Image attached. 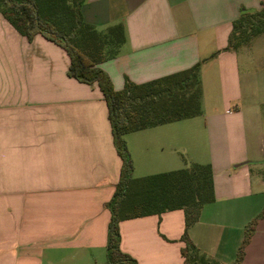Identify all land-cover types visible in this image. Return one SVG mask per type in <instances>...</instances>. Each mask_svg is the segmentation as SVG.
<instances>
[{
  "label": "crops",
  "instance_id": "1",
  "mask_svg": "<svg viewBox=\"0 0 264 264\" xmlns=\"http://www.w3.org/2000/svg\"><path fill=\"white\" fill-rule=\"evenodd\" d=\"M264 0H84L98 30L120 24L99 64L114 89L199 64L201 113L123 135L132 175L209 164L214 200L185 226L182 208L119 222L137 264H182L181 237L213 263L264 264V34L226 49L241 10ZM63 48L27 40L0 14V264H109L107 203L121 161L96 82L67 75ZM197 119V120H195Z\"/></svg>",
  "mask_w": 264,
  "mask_h": 264
},
{
  "label": "trees",
  "instance_id": "2",
  "mask_svg": "<svg viewBox=\"0 0 264 264\" xmlns=\"http://www.w3.org/2000/svg\"><path fill=\"white\" fill-rule=\"evenodd\" d=\"M83 2L0 0V14L27 40L40 34L63 48L69 58L67 75L87 84L96 82L102 92L113 146L121 161L118 181L107 203L110 220L106 261L109 264H137L132 256L120 249L121 220L182 208L188 227L198 219L202 206L214 200L209 164L192 163L180 169L132 177V162L123 138L129 132L199 115V64L143 83L125 79L121 89H114L109 75L99 64L118 54L124 38L123 27L115 24L104 30L96 29L82 17ZM237 33L247 35V38H240ZM261 33L264 34V5L257 10L243 9L233 22L226 49H235ZM254 224L255 220L245 228L235 264L243 257ZM181 240L184 241L180 249L182 264H215L198 252L186 232Z\"/></svg>",
  "mask_w": 264,
  "mask_h": 264
},
{
  "label": "rangeland",
  "instance_id": "3",
  "mask_svg": "<svg viewBox=\"0 0 264 264\" xmlns=\"http://www.w3.org/2000/svg\"><path fill=\"white\" fill-rule=\"evenodd\" d=\"M249 29V26H247V30ZM249 31V30H248ZM239 36H240V38H241V36L244 38H247L245 35H242L241 33H237ZM246 34V33H245ZM244 40V39H243ZM195 120H197V119H195ZM262 173L264 174V165H263V167H262ZM137 174H135L134 176L132 175V177H134V178H136V177H139V176H136ZM106 258V257H105Z\"/></svg>",
  "mask_w": 264,
  "mask_h": 264
}]
</instances>
